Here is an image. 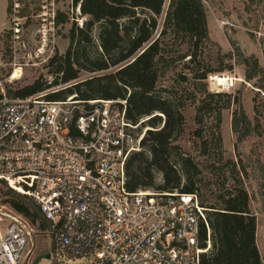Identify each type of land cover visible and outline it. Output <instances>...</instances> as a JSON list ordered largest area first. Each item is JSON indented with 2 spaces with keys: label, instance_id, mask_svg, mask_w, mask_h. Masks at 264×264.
I'll list each match as a JSON object with an SVG mask.
<instances>
[{
  "label": "built area",
  "instance_id": "obj_1",
  "mask_svg": "<svg viewBox=\"0 0 264 264\" xmlns=\"http://www.w3.org/2000/svg\"><path fill=\"white\" fill-rule=\"evenodd\" d=\"M5 1L8 10L13 0ZM13 61L15 67L20 63L15 51ZM46 95L9 97L0 81V182L28 196L47 219L50 256L43 259L49 264H202L212 247V229L210 209L199 193L132 192L127 186L129 161L153 129L141 131L144 118L137 123L128 118L127 98L72 94L51 100ZM156 115L163 127L164 113ZM8 210L0 211V264H36L29 248L34 229L23 215Z\"/></svg>",
  "mask_w": 264,
  "mask_h": 264
},
{
  "label": "trees",
  "instance_id": "obj_2",
  "mask_svg": "<svg viewBox=\"0 0 264 264\" xmlns=\"http://www.w3.org/2000/svg\"><path fill=\"white\" fill-rule=\"evenodd\" d=\"M73 1L89 19L83 26L72 29L66 58L62 60L55 56L50 60V65L59 60L55 73L61 75L60 82L65 84L76 80L81 70L105 71L112 67H116V70L48 93L46 97L60 100L77 94L81 99L127 98V115L133 123L156 112L164 113L165 124L161 129H158L162 123L161 116L156 115L148 120L153 129L146 131L141 143L143 149L135 152L129 161V190L134 192L150 188L188 193L197 191L202 204L210 209L212 229V247L203 256L202 264H264L256 243L257 219L250 211L251 195L244 181L248 174L247 166L241 158L234 160L224 156L220 132L221 111L217 112L218 122L211 133L216 151L207 153L205 140L200 146L207 157L203 161H196L191 155L185 156L179 143H175L182 124L179 103L157 89L160 78L175 69L176 62L189 57L187 61L192 65L193 74L191 79L198 82L200 92L207 94V98H221L225 96L223 93H207L205 80L208 75L232 71L235 65H244L246 79L251 81L263 71L258 61L252 56H246L235 43H232L234 51L222 53L221 46L210 37L208 14L203 0H170L157 38L155 34L160 26L159 17L163 13L165 0ZM96 27L101 53L91 55L86 51V46L92 43L90 32ZM82 43L86 46L81 54L78 48L72 51L73 45L81 47ZM185 43L193 51L180 54L178 48ZM208 44L218 48L217 60L221 64L218 69L202 64L198 59L196 51ZM173 52L177 55L172 56ZM226 60L228 63H225ZM181 78L188 80L184 75ZM261 81L264 88V74ZM47 88L48 85L36 81L15 90L7 89V94L9 97L25 98ZM231 102L238 104L232 118V130L237 141L242 142L255 129L251 127V121L239 99L230 98L225 108H229ZM205 106L208 111L212 110L208 104ZM197 136L203 137L202 131H198ZM202 168L218 172L219 180L223 178L224 189L218 193H208L214 183L202 176ZM155 170L162 173L164 184L161 186L155 185ZM228 181L231 186L227 188L225 184ZM5 195L7 198L4 202L17 213L33 225L38 224L40 229L49 228L47 219L28 196L11 188ZM203 237L206 240V231ZM202 245L206 246V242L203 241Z\"/></svg>",
  "mask_w": 264,
  "mask_h": 264
},
{
  "label": "rangeland",
  "instance_id": "obj_3",
  "mask_svg": "<svg viewBox=\"0 0 264 264\" xmlns=\"http://www.w3.org/2000/svg\"><path fill=\"white\" fill-rule=\"evenodd\" d=\"M169 3L170 0H165L155 38L162 28ZM203 3L208 14L210 37L221 46L222 53L234 51L232 43H235L246 56L256 59L263 71L251 81L246 79L244 65H235L232 71L210 73L205 80L208 86L207 93L225 95L211 99L207 98V94L201 93L198 82L191 79L192 65L188 63L189 57H187L184 61L176 62L177 67L160 78L157 89L179 103L182 124L175 143H179L185 156L191 155L196 161H203L207 157L200 146L203 141L207 140V153L216 151L211 133L218 122L217 112L221 111L220 132L224 156L234 160L241 158L247 166L248 174L244 181L251 195L250 211L257 219L256 243L264 262V88L261 86L264 74V0H203ZM88 19L89 17L81 13L79 5H75L73 0H13L8 10L6 1L0 0V57L4 63L0 67V81L6 91L40 81L48 85V88L42 91L48 94L89 78L114 72L116 67L105 71L81 70L76 80L64 84L60 82L61 75L55 73L59 60L50 65V60L55 56L62 60L66 58L72 29L83 26ZM90 37L92 43L87 46L82 43L81 47L73 45L72 51L78 48L81 54L86 46V51L91 55L101 53L98 27L90 32ZM178 50L180 54L193 51L188 43L183 44ZM14 51L20 56V63L18 62L16 67L13 61ZM217 51V46L208 44L206 47H200L196 52L202 64H209L214 69H218L221 64L217 60ZM35 53L40 54L38 56ZM175 55L177 53L173 52L172 56ZM225 63L228 61L226 60ZM18 65H23L22 77L8 80L19 67ZM181 75L188 80L184 81ZM215 76L227 77V82L220 84ZM230 98L239 99L240 105L251 121V127L255 129L254 133L242 142L237 141V136L232 130V118L238 104L231 102L230 107L225 108ZM206 104L212 107L211 111L207 110ZM151 117L153 115L144 117L141 131L147 126L151 127L148 122ZM160 127L162 123L158 129ZM198 131H202L203 137L197 136ZM154 174L155 185H163L162 173L155 170ZM202 176L214 183L208 193H218L220 189H224L223 178L219 180L218 172L202 168ZM225 186L230 187L231 182L228 181ZM9 188L6 183L0 182L2 212H9L8 209L14 210L4 202L7 198L5 193ZM28 222L34 229L29 248L32 250L35 262L40 258L39 264H49V259L43 258L49 252L51 238L46 230L38 227V224L33 225L29 220Z\"/></svg>",
  "mask_w": 264,
  "mask_h": 264
},
{
  "label": "bare ground",
  "instance_id": "obj_4",
  "mask_svg": "<svg viewBox=\"0 0 264 264\" xmlns=\"http://www.w3.org/2000/svg\"><path fill=\"white\" fill-rule=\"evenodd\" d=\"M22 75H23L22 69L18 67L16 70H14V73L12 74L11 79L21 78ZM214 78H216V80L220 84H224L225 82H227V77L215 76Z\"/></svg>",
  "mask_w": 264,
  "mask_h": 264
},
{
  "label": "water",
  "instance_id": "obj_5",
  "mask_svg": "<svg viewBox=\"0 0 264 264\" xmlns=\"http://www.w3.org/2000/svg\"><path fill=\"white\" fill-rule=\"evenodd\" d=\"M79 9H80V6H79ZM49 254L45 255L44 258H49ZM41 259L39 258L37 261H36V264L40 261Z\"/></svg>",
  "mask_w": 264,
  "mask_h": 264
}]
</instances>
